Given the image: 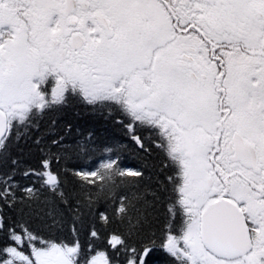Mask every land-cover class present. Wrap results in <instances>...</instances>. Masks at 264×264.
Instances as JSON below:
<instances>
[{
    "label": "snow or ice",
    "instance_id": "6c2138e0",
    "mask_svg": "<svg viewBox=\"0 0 264 264\" xmlns=\"http://www.w3.org/2000/svg\"><path fill=\"white\" fill-rule=\"evenodd\" d=\"M73 104L146 131L154 175L60 166L94 151L64 136L10 159ZM101 204L114 256L78 238ZM0 264H264V0H0Z\"/></svg>",
    "mask_w": 264,
    "mask_h": 264
},
{
    "label": "trees",
    "instance_id": "16d2710c",
    "mask_svg": "<svg viewBox=\"0 0 264 264\" xmlns=\"http://www.w3.org/2000/svg\"><path fill=\"white\" fill-rule=\"evenodd\" d=\"M116 119L119 117H111L107 113L104 115L95 114L79 104H73L58 113H49L39 120L38 129H31L28 136L22 137L19 142L10 144L8 149L10 159H18L24 167L39 168L42 157L39 148L43 144L38 146L35 140L42 137L44 142H50L53 138L64 136V143L75 146L77 142H82L86 149H94V151H85L79 155L74 154L67 162L61 161L60 166L75 170H92L110 155L115 158L118 153L121 167L140 169L146 177L154 175L151 164L157 150L147 139L148 133L137 131L136 135L144 138L145 148L150 149L151 153L141 149L136 141L131 138L128 130L115 122ZM53 120H55V124L52 123ZM107 148H112L113 152L107 153L105 151ZM60 166L53 165L54 168ZM17 179L20 177L18 176ZM22 182L28 183L26 180ZM144 183L147 184L148 181ZM147 199H151V197L148 196ZM106 209L108 206L101 204L94 215L86 214L83 223L76 224L78 238L85 251L87 252L89 243L94 246L92 255H95L97 250L106 251L110 256L115 255L108 245L109 234L116 230L115 225L105 226L99 216V212ZM108 210L110 212V209ZM160 211H165V206H161ZM30 226L32 228L43 227L38 220L31 221ZM93 227L99 233V239H90V232ZM53 235L58 240L63 239L71 244L74 237L70 220H66L62 227L54 229Z\"/></svg>",
    "mask_w": 264,
    "mask_h": 264
}]
</instances>
